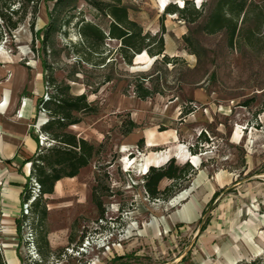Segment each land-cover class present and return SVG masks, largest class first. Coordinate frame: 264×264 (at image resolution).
<instances>
[{
    "label": "rangeland",
    "instance_id": "rangeland-1",
    "mask_svg": "<svg viewBox=\"0 0 264 264\" xmlns=\"http://www.w3.org/2000/svg\"><path fill=\"white\" fill-rule=\"evenodd\" d=\"M54 1L38 5L37 38L26 20L0 45V70H8L0 75V102L8 88L12 115L26 109L28 128L38 134L46 115L34 114V104L51 92V72L57 85L85 94L96 106L68 129L100 146L77 179L91 189V199L74 189L44 195L47 216L37 227L38 240L45 251V235L53 254L30 261L18 242L21 264H264V26L230 48L225 31L202 30L215 0H188L202 9L194 22L163 15L160 0H121L144 32H158L163 15V54L171 59L142 51L128 64L119 42L107 40L105 64L95 65L74 51L80 40L76 24L83 19L106 30L109 17L87 0L55 9ZM183 2L167 0L177 7ZM50 18L61 29L42 48ZM144 75L145 86L156 92L140 99L134 85ZM179 145L193 157L179 159ZM165 150L167 160L157 161ZM171 157L179 166L195 164V171L169 198H150L143 186L146 170ZM171 182L163 178L159 188Z\"/></svg>",
    "mask_w": 264,
    "mask_h": 264
},
{
    "label": "trees",
    "instance_id": "trees-1",
    "mask_svg": "<svg viewBox=\"0 0 264 264\" xmlns=\"http://www.w3.org/2000/svg\"><path fill=\"white\" fill-rule=\"evenodd\" d=\"M41 1L43 0H0V45L26 20L33 40L38 37L39 30L35 29V19ZM72 1L55 0L53 7L55 9L60 5H68ZM87 1L110 19L106 30L83 19L76 24L80 40L74 44V51L80 60L95 65L105 64L103 53L107 40L119 42L117 49L119 55L128 64L137 53L142 51H146L149 56L162 55L164 61H170L171 58L163 54L165 31L163 15L177 13L187 22H194L202 15V9L195 8L188 0H184L180 7L174 3H168L160 17L159 31L150 34L144 32L142 25L129 17L127 7L121 0ZM66 22L68 23L69 20ZM263 26L264 0H215L205 17L202 30L209 34L225 31L228 47L235 48L239 37L243 36L247 41L259 33ZM60 29L61 25L50 18L43 29L42 48L46 47L51 37ZM185 39L188 40L187 37ZM188 44L191 47L189 40ZM192 53L196 54L195 50H192ZM43 68L44 71L49 68L45 60H43ZM146 79L147 76L144 75L142 80L134 85V92L140 99H146L156 92L145 86ZM46 85L51 88V92H46L45 96L37 98L36 109L43 111L47 120L40 125L39 133L36 135L37 148L28 158L30 171L22 191V201H28L32 197V189L35 185L38 186L37 192L29 203V214H23L21 219L29 221L39 258L41 253L43 257L53 254L45 235L42 236L45 251L38 240L37 227L42 226L47 216L43 196L52 192L54 183L58 179L77 175L80 169L86 167L99 152L100 146L68 129L71 125L79 124L83 115L95 113L96 106L87 100L85 94L74 95L66 87L57 85L51 72L46 76ZM39 134L46 137L42 143L39 142ZM172 158L168 159L171 161L166 165L158 167L151 165L146 170L143 186L150 198L164 200L169 198L195 171L189 163H184L182 166L174 164ZM163 178L172 179V182L160 189L159 183ZM94 202L100 211V216H103L101 201L94 196ZM17 225V231H19L20 218L17 220ZM0 264H5L1 252ZM241 264H254V261Z\"/></svg>",
    "mask_w": 264,
    "mask_h": 264
},
{
    "label": "crops",
    "instance_id": "crops-1",
    "mask_svg": "<svg viewBox=\"0 0 264 264\" xmlns=\"http://www.w3.org/2000/svg\"><path fill=\"white\" fill-rule=\"evenodd\" d=\"M6 71L8 70H0V75ZM4 95V101L0 102V242L4 247L0 252L5 264H21L16 240L17 220L22 203V191L30 171L28 158L37 148V134H32L28 128V122L24 118L26 109L22 110L19 117L12 115L14 107L8 102V88L5 89ZM37 98L34 114L37 112ZM78 175L79 172L73 177L58 179L52 192L45 194L46 197H59L72 193L74 189L76 194L83 195L84 200L91 199V189L88 192L86 183L78 182Z\"/></svg>",
    "mask_w": 264,
    "mask_h": 264
},
{
    "label": "built area",
    "instance_id": "built-area-1",
    "mask_svg": "<svg viewBox=\"0 0 264 264\" xmlns=\"http://www.w3.org/2000/svg\"><path fill=\"white\" fill-rule=\"evenodd\" d=\"M43 114H45L43 111H41ZM46 119L42 122L44 123ZM39 142L42 143L44 139H46L45 136L42 134L38 135ZM38 190V186L35 185L34 188L32 189V197L28 201H22L21 207H20V212L18 218H20V231L21 235L17 238V242H20L21 247L20 250L27 256V258L30 261H35L37 257H39L36 246H35V241H34V233L29 225L28 219H21V216L29 214V203L32 201V198L34 197L35 193ZM4 244L0 242V251L3 249Z\"/></svg>",
    "mask_w": 264,
    "mask_h": 264
},
{
    "label": "bare ground",
    "instance_id": "bare-ground-1",
    "mask_svg": "<svg viewBox=\"0 0 264 264\" xmlns=\"http://www.w3.org/2000/svg\"><path fill=\"white\" fill-rule=\"evenodd\" d=\"M197 3L199 4L200 0H197ZM166 5H167V0H160L159 6H158L159 10H161V11L164 10ZM169 154H170V151H168V150H165V151L161 152L157 156V161H166L167 158L169 157ZM176 154L178 155L177 157L179 159H182V160H186L187 158L193 157V154L190 153L189 150L187 148H185L184 145L177 146ZM135 162H136V160H132L130 162V164L133 166L135 164ZM141 170L142 171L145 170V165L144 164L141 165Z\"/></svg>",
    "mask_w": 264,
    "mask_h": 264
},
{
    "label": "water",
    "instance_id": "water-1",
    "mask_svg": "<svg viewBox=\"0 0 264 264\" xmlns=\"http://www.w3.org/2000/svg\"><path fill=\"white\" fill-rule=\"evenodd\" d=\"M192 165H194V166H195V164H193V163H192Z\"/></svg>",
    "mask_w": 264,
    "mask_h": 264
}]
</instances>
